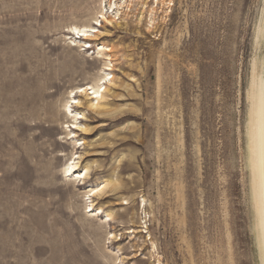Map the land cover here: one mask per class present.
<instances>
[{"label":"rangeland","instance_id":"rangeland-1","mask_svg":"<svg viewBox=\"0 0 264 264\" xmlns=\"http://www.w3.org/2000/svg\"><path fill=\"white\" fill-rule=\"evenodd\" d=\"M108 2L0 0V264H259L246 123L264 0ZM73 26L99 32L85 46ZM101 72L98 114L72 91Z\"/></svg>","mask_w":264,"mask_h":264},{"label":"bare ground","instance_id":"bare-ground-1","mask_svg":"<svg viewBox=\"0 0 264 264\" xmlns=\"http://www.w3.org/2000/svg\"><path fill=\"white\" fill-rule=\"evenodd\" d=\"M102 1L103 0H101V4ZM119 1L123 2L124 0H109L108 2V6H109L108 10L110 11L115 10L116 13L115 15L118 14V11L122 6L118 3ZM107 14L108 11L104 13V8L101 6L100 11L98 12L99 15L98 18L101 19L98 22L100 27L102 26V23H103V27L105 28L111 27L112 23L115 22L112 21L109 18V16H107ZM95 21L97 22V19ZM97 24L95 23V27L97 26ZM95 27L73 26L70 28V32L72 34H75L77 36L76 38L79 39V42H82V44L86 46L87 44H89L88 41H93L96 39V33H98L99 31L96 30ZM255 36L256 39L259 40L260 38L261 40L264 39V12L260 19ZM259 43L261 44V42ZM110 52L112 51L109 47L103 44L97 45V54H99L102 57H105L109 63L108 64L109 66H110L111 58L110 55L108 54ZM103 71H111V69L105 66V69H103ZM101 74L103 76L99 77L98 82L96 81L97 83L86 87H78L75 88L74 91H72L75 92L76 94H80L79 97L83 95L86 98V102L84 105L86 106L87 110H90L98 114H101L106 106L105 100L107 94L110 91V87L113 85L112 81L114 77L113 75L103 74V72H101ZM107 76L110 77L107 78L108 80H105ZM102 80L107 81L106 82L107 84H105V81H103L104 83H100V81ZM70 100L71 103L67 102L69 106L67 105L64 106L66 110L65 112L66 113L68 112L69 115L74 113V116L72 117L76 121L78 119L84 118L83 117L84 113L78 110L82 108V102L80 101V99H77L74 96ZM247 100L249 102L247 123H246L247 161H248L247 165L249 167L248 170L250 171L249 172L250 191H251V202H252L253 215H254L253 229H254L255 241L258 249V257L260 262L259 264H264V57L260 61H257L255 59L252 62ZM72 104H74V108H75L74 111H71V109L73 108ZM72 129L73 130L69 131L68 137L71 136V138L73 139L76 137V132H80L81 135H85V131L87 128L82 123L75 124L73 122ZM77 171H78V167L76 163H72L66 166L64 173L68 175L69 178L75 177L77 180L87 179L88 171H89L87 166L84 167L81 171L78 172ZM109 186H110V182L101 183L97 185L96 187L92 188L89 191L91 193L90 196L92 198L99 197L101 194H103V192L107 188H110ZM112 188L115 189L116 187H112ZM94 211L97 212L95 214L97 216L104 213L100 207L96 208ZM104 215L107 221L112 220L111 213L105 212Z\"/></svg>","mask_w":264,"mask_h":264}]
</instances>
